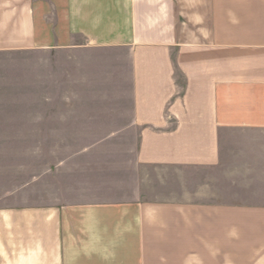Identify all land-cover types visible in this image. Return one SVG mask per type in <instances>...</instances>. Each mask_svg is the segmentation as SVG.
I'll return each instance as SVG.
<instances>
[{
	"label": "crops",
	"instance_id": "1",
	"mask_svg": "<svg viewBox=\"0 0 264 264\" xmlns=\"http://www.w3.org/2000/svg\"><path fill=\"white\" fill-rule=\"evenodd\" d=\"M182 2L0 0V264L264 228V0H194L192 28Z\"/></svg>",
	"mask_w": 264,
	"mask_h": 264
},
{
	"label": "rangeland",
	"instance_id": "2",
	"mask_svg": "<svg viewBox=\"0 0 264 264\" xmlns=\"http://www.w3.org/2000/svg\"><path fill=\"white\" fill-rule=\"evenodd\" d=\"M181 3V2H180ZM179 5L180 17L186 21L185 27L192 28L194 0H184ZM253 220L262 218L264 213L250 212ZM234 242L232 244H203L201 251L197 245L186 244L184 260L179 264H264V228L245 227L242 225V214H235ZM200 256V258H199ZM214 256V259H212ZM215 256L217 258H215Z\"/></svg>",
	"mask_w": 264,
	"mask_h": 264
}]
</instances>
